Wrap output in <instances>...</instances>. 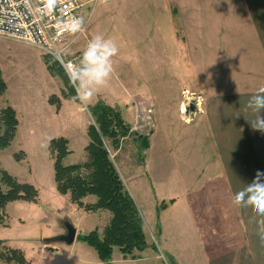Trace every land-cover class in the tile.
<instances>
[{
    "label": "crops",
    "instance_id": "crops-1",
    "mask_svg": "<svg viewBox=\"0 0 264 264\" xmlns=\"http://www.w3.org/2000/svg\"><path fill=\"white\" fill-rule=\"evenodd\" d=\"M149 5L159 10L162 20L143 34V41L148 46L158 44L160 50L176 47L173 55L161 52L159 59L169 70L166 62L175 58L170 74L179 84L160 85V91L179 96L164 100L159 94L147 95L143 105L151 110L152 131L140 136L146 138V148L141 140L135 142L142 149L144 171H136L137 161L131 165L142 192L125 187L138 211L140 206L146 210L145 226L159 219L153 231L160 245L147 244L134 258L114 249L107 263L70 254L66 264H160L157 253L164 264H264V241L258 235L264 216L233 204L234 193L251 183L258 170L264 171V134L252 131L243 115L235 117L250 96L264 87V0H151ZM10 105L16 109L14 103ZM110 106L120 110L126 124L133 122L136 105L123 106L125 115L122 106ZM53 108L49 106L50 114L56 118L65 105L58 112ZM247 115L251 117L250 112ZM88 126L89 122L86 137ZM60 136L66 137L54 135ZM87 144L88 140L82 148ZM22 149L28 156V149ZM171 173L173 179L168 177ZM123 174L129 178L131 172ZM184 178L190 181L187 186L181 184ZM164 182L177 190L172 196L164 195ZM148 183L158 194L153 201ZM136 193L148 206L136 201ZM55 202L69 205L70 212L76 213L67 196L59 195ZM86 214L77 215L89 217ZM2 240L11 247V240ZM76 242L75 238L70 247ZM62 252L65 248L49 250L54 257H63Z\"/></svg>",
    "mask_w": 264,
    "mask_h": 264
},
{
    "label": "rangeland",
    "instance_id": "rangeland-1",
    "mask_svg": "<svg viewBox=\"0 0 264 264\" xmlns=\"http://www.w3.org/2000/svg\"><path fill=\"white\" fill-rule=\"evenodd\" d=\"M150 3L151 0H109L105 5L100 0L96 1L85 34L69 49L67 56L77 58L78 64L85 46L98 34L112 38L117 43L119 52L113 57V72L107 85L99 90L86 107L74 99L76 91L74 88L73 91L69 89L65 78L60 74L53 75L47 70L44 56L38 51L30 46L0 38V82L5 87L0 94V112L10 107L17 120L13 139L6 148L0 150V173L6 172L19 183L32 185L37 190L39 198V202L37 200L35 204L37 206L24 201L10 202L5 206L3 211L5 220L0 226V254L9 250H22L26 261L30 264H66L70 254H76L89 262L97 260L96 252L87 244L77 241L71 248V245L59 242L58 237L64 236L66 225L72 223L77 227L76 237L85 236L93 231H97L101 237L111 219V214L108 211H100L104 213L96 211L97 214L86 212L72 204L68 194L61 195L56 190L54 182V156L50 151V145L47 148H42L40 145L47 136L53 137L52 140L64 139L67 142L68 154L63 159L62 165L65 167L82 165L87 160L86 147H82L85 141L88 140L89 143L85 135V126L87 122L93 125L88 110L97 102L101 101L106 105L116 103L119 107L127 105L130 108L138 104H142L139 106L143 107V102H148L147 95L159 94L164 100H174L179 96V94L160 91L162 88L160 85L167 87L166 85L170 83L179 84V79H173V75L170 74L175 70V58L170 57V62H166V66L170 67L169 70L162 66L163 62L161 63L159 59L161 52L163 54L166 52L169 56L173 55L176 47L167 45L160 50L158 44L148 46L143 41V34L152 31L155 28L153 23L162 20L159 10L150 7ZM11 103L16 105V109L10 105ZM64 105V112L53 118L49 106L54 107L53 110L58 112ZM124 107L121 108L123 115H125ZM133 112V122L127 124L129 130L126 136L121 137L115 146L108 140H104V144L114 168H117L116 171L119 170L121 176L123 175L125 185L122 184L125 190L127 187L142 192L139 177L133 173L135 169H131V165L137 161L136 171H144L141 146H135V142L141 140V133L140 130L134 132L136 121L135 111ZM69 114L72 119L68 118ZM59 133L65 134L66 137L55 138L54 135ZM172 133L171 141H174V130ZM24 147L28 149V156L22 149ZM120 150L121 153L118 154ZM130 154L132 156H128ZM126 166L128 168L125 169ZM126 171L131 172L129 178L123 174ZM172 173L168 177L173 179ZM189 183L187 178L181 180L184 186ZM164 185L163 192L166 197L172 196L177 191L167 182ZM147 188L152 194V201L155 200V196H158L157 192H153V186L151 187L149 183ZM58 194L68 197L69 203L76 206V213L70 212L69 205L56 204L55 197L58 198ZM135 196L139 204L148 206L140 198L139 193ZM95 201L93 196H86L81 203L92 205ZM56 209L61 211L57 212ZM140 211L141 219L142 217L147 219L146 210L140 206ZM79 213H90V215L78 217ZM150 223H148L149 229L148 225H144L143 220L141 223L145 249L147 244L153 248L160 245L156 232L154 234L153 231L158 228L159 219ZM5 238L11 240L12 248L2 240ZM55 247L65 248L66 252H62L63 257L49 254V250ZM42 251L45 252V257H42ZM158 255L159 253L156 260L164 264L163 258ZM166 262L168 263V260ZM0 264L7 263L0 258Z\"/></svg>",
    "mask_w": 264,
    "mask_h": 264
},
{
    "label": "trees",
    "instance_id": "trees-1",
    "mask_svg": "<svg viewBox=\"0 0 264 264\" xmlns=\"http://www.w3.org/2000/svg\"><path fill=\"white\" fill-rule=\"evenodd\" d=\"M44 63L51 74H60L72 90L63 70L51 59L44 57ZM5 87L0 82V94ZM73 91V90H72ZM93 125L87 128L89 143L85 148L87 160L82 165H62L67 156V142L64 139L52 140L50 151L54 156L53 170L56 190L61 195L68 194L70 202L86 212L108 211L111 219L101 237L97 231L85 236H77L76 241L87 244L96 252L101 263H107L114 248L123 256L145 249V237L142 232V219L133 200L125 190L116 169L109 159L104 140L117 145L119 139L126 136L129 126L122 119L117 108L99 101L88 110ZM17 128L15 114L10 107L0 112V150L6 148L13 139ZM93 196L92 205H83L81 200ZM37 190L29 184L19 183L6 172L0 173V226L4 223V208L10 202L24 201L36 204ZM7 264H30L23 253L9 250L0 254Z\"/></svg>",
    "mask_w": 264,
    "mask_h": 264
},
{
    "label": "built area",
    "instance_id": "built-area-1",
    "mask_svg": "<svg viewBox=\"0 0 264 264\" xmlns=\"http://www.w3.org/2000/svg\"><path fill=\"white\" fill-rule=\"evenodd\" d=\"M97 0H0V38L34 48L51 59L64 72L68 82L77 58L67 52L85 34ZM81 20L80 30L74 31L72 22ZM75 89V88H74ZM136 105L134 132L148 136L152 131L151 110Z\"/></svg>",
    "mask_w": 264,
    "mask_h": 264
},
{
    "label": "clouds",
    "instance_id": "clouds-1",
    "mask_svg": "<svg viewBox=\"0 0 264 264\" xmlns=\"http://www.w3.org/2000/svg\"><path fill=\"white\" fill-rule=\"evenodd\" d=\"M48 6H54L55 0H46ZM107 5L109 0H100ZM81 20H74L73 30L78 31L82 25ZM119 52L117 43L112 38L98 34L85 46L79 63L72 66L69 74L78 100L87 106L101 88L107 85L113 72V57ZM251 113V117L247 113ZM243 115L246 122L254 132L264 134V87H260L250 96L243 112L236 113L235 117ZM53 137L47 136L41 142L42 148L50 145ZM233 204L240 207H251L264 216V171H257L251 183L234 193ZM258 235L264 241V220L259 222Z\"/></svg>",
    "mask_w": 264,
    "mask_h": 264
},
{
    "label": "water",
    "instance_id": "water-1",
    "mask_svg": "<svg viewBox=\"0 0 264 264\" xmlns=\"http://www.w3.org/2000/svg\"><path fill=\"white\" fill-rule=\"evenodd\" d=\"M142 147L146 148V138H141ZM76 238V229L71 225H66V234L62 237H58V241L66 245H71Z\"/></svg>",
    "mask_w": 264,
    "mask_h": 264
}]
</instances>
